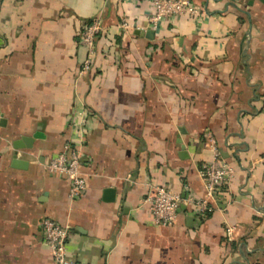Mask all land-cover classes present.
<instances>
[{"label":"crops","instance_id":"obj_1","mask_svg":"<svg viewBox=\"0 0 264 264\" xmlns=\"http://www.w3.org/2000/svg\"><path fill=\"white\" fill-rule=\"evenodd\" d=\"M191 1L205 13L152 26L151 0H0V264H54L44 217L73 264H264V1ZM95 17L107 29L80 73ZM208 133L234 177L204 217L182 203L153 224L155 186L204 196ZM65 143L77 199L44 168Z\"/></svg>","mask_w":264,"mask_h":264},{"label":"built area","instance_id":"obj_2","mask_svg":"<svg viewBox=\"0 0 264 264\" xmlns=\"http://www.w3.org/2000/svg\"><path fill=\"white\" fill-rule=\"evenodd\" d=\"M154 13L148 17V23L155 26L162 20H170L175 16L186 15L196 19L204 14L202 6L193 3L191 0H151ZM121 29L127 30L131 27L125 20L119 23ZM107 27L102 24L99 17L93 18L86 23L78 35V43L86 50V56L80 66V73L88 72L95 57V39L104 33ZM208 145L211 157L203 161L199 166V176L204 187V196L195 197L188 195L181 198L162 186H155L153 193L146 194L142 199V205L147 207L152 217V223L159 226H169L177 219L180 205L182 203L193 206L197 219L204 217L213 209V202L216 199V190L227 185L235 175V169L220 157L219 149L208 133ZM80 151L65 143L62 149L45 164L44 168L53 173L69 178L70 187L68 196L70 199L79 198L86 189V181L80 168ZM43 231L44 244L49 249L54 264H73L67 258V237L68 229L52 218L44 217L40 220ZM228 229V235L230 236Z\"/></svg>","mask_w":264,"mask_h":264},{"label":"water","instance_id":"obj_3","mask_svg":"<svg viewBox=\"0 0 264 264\" xmlns=\"http://www.w3.org/2000/svg\"><path fill=\"white\" fill-rule=\"evenodd\" d=\"M261 1H264V0H261ZM151 32V31H150ZM26 141H27V139H25ZM14 165L15 166H19L20 165V162L19 161H16V159L14 158ZM107 191V193H112V190L111 189H107L106 190ZM111 195V194H110ZM180 207H183V205L182 206H180Z\"/></svg>","mask_w":264,"mask_h":264},{"label":"trees","instance_id":"obj_4","mask_svg":"<svg viewBox=\"0 0 264 264\" xmlns=\"http://www.w3.org/2000/svg\"><path fill=\"white\" fill-rule=\"evenodd\" d=\"M102 34V33H101ZM100 35V34H99Z\"/></svg>","mask_w":264,"mask_h":264}]
</instances>
